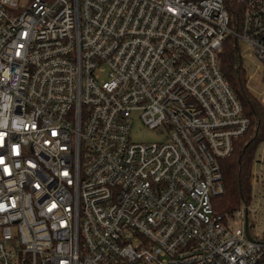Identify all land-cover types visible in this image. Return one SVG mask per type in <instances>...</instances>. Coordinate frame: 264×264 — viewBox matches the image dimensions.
<instances>
[{
  "label": "built area",
  "instance_id": "1",
  "mask_svg": "<svg viewBox=\"0 0 264 264\" xmlns=\"http://www.w3.org/2000/svg\"><path fill=\"white\" fill-rule=\"evenodd\" d=\"M228 37L264 67V0H0V264H264V141L249 203L213 207L250 125Z\"/></svg>",
  "mask_w": 264,
  "mask_h": 264
},
{
  "label": "trees",
  "instance_id": "2",
  "mask_svg": "<svg viewBox=\"0 0 264 264\" xmlns=\"http://www.w3.org/2000/svg\"><path fill=\"white\" fill-rule=\"evenodd\" d=\"M236 39L228 37L218 56L221 73L240 102L250 125L235 141L230 157L221 161L223 194L213 200L216 212H232L251 198L250 172L257 147L264 141V104L258 102L245 86ZM264 80V76H263Z\"/></svg>",
  "mask_w": 264,
  "mask_h": 264
},
{
  "label": "rangeland",
  "instance_id": "3",
  "mask_svg": "<svg viewBox=\"0 0 264 264\" xmlns=\"http://www.w3.org/2000/svg\"><path fill=\"white\" fill-rule=\"evenodd\" d=\"M238 46L241 65L245 73V86L258 102L264 104L263 64L254 56L252 49H247L242 42H238ZM132 124L131 139L133 142L146 143L156 140V134L144 129L137 114L132 115ZM261 144L257 147L254 160H257L262 154L263 145ZM253 195L251 209H255L256 214L249 216L250 233L254 239L261 240L264 238V178L261 179V185L253 187Z\"/></svg>",
  "mask_w": 264,
  "mask_h": 264
},
{
  "label": "water",
  "instance_id": "4",
  "mask_svg": "<svg viewBox=\"0 0 264 264\" xmlns=\"http://www.w3.org/2000/svg\"><path fill=\"white\" fill-rule=\"evenodd\" d=\"M246 235H247V237L250 239V236H249V233H248V229H247V227H246Z\"/></svg>",
  "mask_w": 264,
  "mask_h": 264
}]
</instances>
